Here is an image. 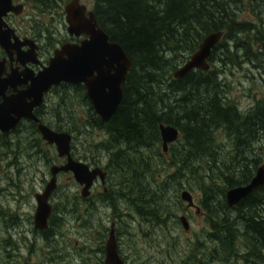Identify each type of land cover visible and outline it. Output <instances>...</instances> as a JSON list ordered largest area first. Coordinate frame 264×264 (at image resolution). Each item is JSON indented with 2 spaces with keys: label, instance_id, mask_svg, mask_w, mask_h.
I'll list each match as a JSON object with an SVG mask.
<instances>
[{
  "label": "trees",
  "instance_id": "trees-1",
  "mask_svg": "<svg viewBox=\"0 0 264 264\" xmlns=\"http://www.w3.org/2000/svg\"><path fill=\"white\" fill-rule=\"evenodd\" d=\"M244 7L243 0H95L100 27L122 45L133 63L123 84V100L111 119L103 122L83 89L64 90L66 98L84 102L93 111L81 126L96 127L109 135L102 144L110 152L109 166L117 178L118 192L107 203L122 213L126 230L135 223V214L161 229L167 224L164 217L174 216L179 224L176 207L182 201L178 194H171L187 183H198L202 209L211 225L207 231L214 245L211 254L222 264H264V185L233 206L226 197L228 189L248 184L264 161V151L257 146L264 137V98L243 112L217 69H197L178 79L174 72L206 35L220 30L223 40L233 38L237 50L243 47L245 54L229 52L228 45L224 47L229 53H219L222 40L210 60L227 66L243 58L259 60L251 44L263 36L256 33L253 40L252 25L237 21ZM161 123L174 125L183 134L182 147L171 152L175 172L164 179L158 177L161 165L154 164L151 153L144 151L157 147L159 159L165 162V153L159 151ZM218 129L229 136L232 150L221 149L215 138ZM7 144L8 140L3 145ZM14 145L8 150L13 152ZM81 203L66 198L64 209L57 213L75 214L86 230L96 227L91 225L95 206ZM54 218V226L61 223V216Z\"/></svg>",
  "mask_w": 264,
  "mask_h": 264
},
{
  "label": "rangeland",
  "instance_id": "rangeland-1",
  "mask_svg": "<svg viewBox=\"0 0 264 264\" xmlns=\"http://www.w3.org/2000/svg\"><path fill=\"white\" fill-rule=\"evenodd\" d=\"M82 2L88 9H93L95 0H82ZM243 2L245 7L239 10L237 21L252 25L251 38L256 33L264 36V14L262 13L264 4L259 5L257 15L248 6L247 0ZM30 8L32 9L31 6ZM30 8H26L24 15ZM61 29L63 35L68 34L65 26L62 25ZM233 40V38L224 39L223 49L220 48V51H217L225 52L224 54L239 51L240 55H244L245 49L238 47L239 50H237ZM258 43L262 41L251 44V51L260 57L259 60L254 57L253 61L243 58L240 59L239 64L228 66L217 63L216 59L209 60L211 69L218 70L219 79L230 84L231 99L243 112H248L258 100L264 98V52L258 51V47H263ZM224 45L231 48L229 52ZM227 61L230 60L227 59ZM64 90L69 89L54 91L47 99L46 107L52 115V118L49 116L50 121L55 125L61 123L62 130L73 134L72 151L75 159L91 164L98 163L97 165L108 168H106L109 172L107 181L105 184L98 181L92 188L88 201H84L86 198L81 196L83 186L75 180L74 175L71 172H60L57 176V188L50 197L53 207L51 214H54V217L61 216L60 226L57 227L59 230L56 236L57 242L38 237L41 234L33 230L37 208L35 195L43 192L50 181L52 165L63 164L64 161L59 157L55 146L48 144L40 133L32 132L31 129L6 138L0 135V237L6 230L2 224L7 218V211H15L12 223L21 224L16 229H19L22 235L19 240L17 238L11 242L10 255L6 251L8 242L0 238V264H8V261L12 260L18 264H105L106 253L102 251V248L103 245L104 248L106 247L112 225L116 230L119 253L127 264H222L218 261L219 259L217 260L218 256L211 254L214 253L211 251L214 245L207 238V231L211 230L208 216L197 214L194 208H188L187 202L181 199V192L188 189L202 207L203 193L198 183H187L171 194L172 196L178 194L182 201V205L176 207V213L178 218L184 214L188 217L190 222L188 231L184 229L180 220L179 224L176 223L177 219L174 216L162 218L167 220V224L163 226L164 229H161L150 220H141L136 214L135 223L129 222L131 225L129 230L132 232L127 231L125 221L120 220L122 213L119 210L116 211L114 207H109L107 203L108 198L113 199L118 192L115 184L117 178L114 176L113 167L109 166L110 152L102 144L109 135L96 127H82L81 123L93 111L87 105H83L84 102L80 103L75 98H66ZM66 92L75 94L72 91ZM58 113L61 118H58ZM215 138L218 144H221V149L232 150L229 136L223 130L218 129L215 132ZM5 140H8V144L4 146ZM11 144H15L12 146L13 152L8 150ZM257 146H261L263 150L264 137L259 140ZM181 147L182 140L170 146L166 151L165 162L159 159L157 147L153 151L144 150L151 153L154 164L161 165L158 171L159 179L173 175L175 166L171 152ZM159 151H162V141L159 144ZM169 187L171 189L173 184ZM66 198H72L77 203L81 200L80 205L83 207L94 205L91 225L96 227L92 226L91 229L86 230L82 222L76 219L75 214L66 212L58 214V209H64L63 203ZM19 212L24 213L23 222L18 220ZM17 234L18 232H15V235ZM55 246L56 249H54ZM67 250H71L74 255L67 253Z\"/></svg>",
  "mask_w": 264,
  "mask_h": 264
},
{
  "label": "water",
  "instance_id": "water-1",
  "mask_svg": "<svg viewBox=\"0 0 264 264\" xmlns=\"http://www.w3.org/2000/svg\"><path fill=\"white\" fill-rule=\"evenodd\" d=\"M11 9V0H0V16ZM67 11L68 32L76 36L85 34L87 38L79 44H64L51 58L49 66L33 80L31 88L5 97V101L0 105V130H11L22 117L39 121L33 113V107L40 105L44 94L62 82L84 84L95 111L104 122L109 121L120 106L123 100V83L133 64L131 58L122 45L112 41L110 35L100 27L94 11L87 12L86 6L80 4L79 0H73L67 6ZM223 36V30L206 35L199 48L174 72L175 78L185 77L197 69L209 70L208 60L212 50ZM5 89V86L0 85V94ZM27 98H32L31 102H27ZM39 131L48 144L56 145L60 157H67L66 163L51 167L50 181L43 192L35 195L37 208L34 222L40 229H46L53 209L50 197L57 188V175L60 172H71L75 180L83 186L84 196L91 193V187L98 176L105 182L107 172L102 167L92 169L87 163L73 158V136L70 132L56 131L42 123L39 124ZM160 132L166 150L168 142L179 137L178 128L171 124L161 123ZM263 184L264 164L257 169L250 183L228 189L226 197L229 205L238 204ZM181 199L187 202L188 208L194 206L197 214L202 212L194 195L188 189L181 192ZM179 219L184 229L188 231L190 229L188 217L184 214ZM105 264H127L119 253L114 225L106 242Z\"/></svg>",
  "mask_w": 264,
  "mask_h": 264
},
{
  "label": "flooded vegetation",
  "instance_id": "flooded-vegetation-1",
  "mask_svg": "<svg viewBox=\"0 0 264 264\" xmlns=\"http://www.w3.org/2000/svg\"><path fill=\"white\" fill-rule=\"evenodd\" d=\"M11 1H12V9L8 11L6 14L0 16V85H2V87L3 86L6 87L5 91L3 92L4 94L3 93L0 94V105L5 101V97L8 98L12 95L18 94L19 92H23L31 88L34 84L33 80L37 78V76L42 71H44L46 67L49 66L51 58L55 55L58 49L62 48L64 44H68V43L79 44L82 42V40L87 38L85 34L76 36L74 34L71 35L68 32L67 6L73 0H51L49 2V4L52 3L51 5H46L42 0H11ZM247 2H249L248 6L251 7L252 9H255L253 7V4H255L256 10H258L260 4L262 5L264 4V2H262L261 0H247ZM79 3L86 6L87 12L94 11V7L93 9H88L87 5L83 3L82 0H79ZM30 6L32 7V9L30 8ZM26 8H30V10L24 15ZM256 10L255 13H257ZM62 25L66 27L68 33L67 35L62 34V29H61ZM223 38L221 40H223ZM262 38H263L262 43H258L260 46H263V47H258L259 52H264V36ZM255 39H257V37L254 36L253 40ZM220 44H218L215 47V49ZM210 67H211V63H210ZM75 86L83 89L85 91L84 93H87L88 95L86 86L81 83L71 84V83L62 82L59 86H53L48 92L44 94L41 104L33 107V113L35 114V116L38 117L39 121H35L29 117H22L18 120L16 126L11 130L9 131L0 130V135H2L3 137H10L15 134H20L22 132H28L29 129H31V131L33 130V132L35 133H40L39 131L40 123L45 124L46 126L50 127L53 130L64 131L61 129L62 128L61 123L59 125L58 124L55 125L50 121L49 116H51L52 118V115L47 110L48 108L46 107L47 106L46 103L48 97L54 91H58L59 88L75 87ZM26 100L27 102H31L32 98H27ZM87 117L89 118V115ZM182 137L183 134L182 132H180L177 140L171 142L168 145L167 150L170 148V146L172 145L174 146L179 141H181ZM161 141H162V151L166 155L167 150H165L163 147L162 139ZM50 145L56 147V145L54 144H50ZM72 156H73V151H72ZM61 158L64 161L63 164L66 163L67 157L65 156ZM73 158L75 159L74 156ZM85 163H87L92 169L96 167H102L97 165L98 163L95 164H91L90 162H85ZM57 165H61V164H57ZM102 168L107 172L105 182H102L100 176H98L91 187V192H92V188L96 185L98 181H101L102 184H105L107 181L106 179L108 178L109 175V172L107 170L108 168L107 167H106L107 169L104 167ZM90 195L91 193L87 196H84L83 193L81 192V196L84 198H89ZM190 208L195 209V207L193 206ZM14 213L15 211H7V215H6L7 218L3 220L4 224H2V227L6 228V230L5 233H3L2 236L0 237L1 239L3 240L5 239L8 242L9 245L6 247L7 248L6 251L9 255L11 253L10 251L11 242L16 240L17 238L18 240L22 238L21 231L19 229H16V227L20 226L21 224L12 223ZM23 215L24 213H20V212L18 213V220L21 222H23L24 219ZM53 217L54 214H51L48 220V224H49L48 228L40 229L36 226L34 222L33 230L38 231L41 234L38 237L45 238L50 240V242L56 243L57 242L56 236L57 233H59V230H57L56 227L60 225L59 224L55 226L53 225L54 224ZM15 232H18V234L15 235ZM23 236L26 237V235ZM54 249H56V246L54 247ZM66 252L67 253L70 252L72 256L74 255V253L71 250L70 251L67 250ZM104 253H106V247L104 249ZM8 264H18V262L12 260V261H8Z\"/></svg>",
  "mask_w": 264,
  "mask_h": 264
},
{
  "label": "bare ground",
  "instance_id": "bare-ground-1",
  "mask_svg": "<svg viewBox=\"0 0 264 264\" xmlns=\"http://www.w3.org/2000/svg\"><path fill=\"white\" fill-rule=\"evenodd\" d=\"M223 37H224V36H223ZM221 41H222V40H221ZM221 41H220V43H221ZM220 43H219V44H220ZM182 65H183V64H182ZM182 65H181V66H182ZM181 66H179V67H181ZM179 67H178V68H179ZM178 68H177V69H178ZM128 73H129V72H128ZM174 77H175V76H174ZM126 78H127V77H126ZM100 117H101V116H100ZM101 119H102V117H101ZM103 122H104V121H103ZM107 122H108V121H107ZM178 130H179V129H178ZM179 133H180V130H179ZM72 136H73V135H72ZM161 137H162V136H161ZM162 140H163V139H162ZM176 140H177V139H176ZM174 141H175V140H174ZM172 142H173V141H172ZM170 143H171V142H168V145H169ZM168 145H167V147H168ZM163 147H164V142H163ZM165 150H166V149H165ZM263 151H264V148H263ZM263 162H264V161H263ZM263 162L258 166V168L264 164ZM258 168H257V169H258ZM256 171H257V170H256ZM255 174H256V172H255ZM255 174H254V176H255ZM254 176H253V177H254ZM252 179H253V178H252ZM252 179H251V180H252ZM250 182H251V181H250ZM250 182H249V183H250ZM263 185H264V184H263ZM261 186H262V185H261ZM258 187H259V186H258ZM189 191H190V190H189ZM82 193H83V191H82ZM194 197H195V196H194ZM191 207H192V206H191ZM193 207H194V206H193ZM200 207H201V206H200ZM189 208H190V207H189ZM201 209H202V207H201ZM195 211H196V208H195ZM200 214H206V213H205V211H203V209H202V212H200ZM181 223H182V222H181ZM48 225H49V224H48ZM38 228H39V227H38Z\"/></svg>",
  "mask_w": 264,
  "mask_h": 264
}]
</instances>
